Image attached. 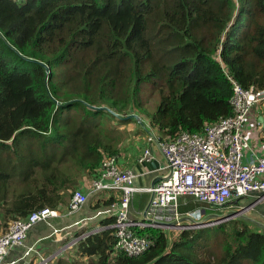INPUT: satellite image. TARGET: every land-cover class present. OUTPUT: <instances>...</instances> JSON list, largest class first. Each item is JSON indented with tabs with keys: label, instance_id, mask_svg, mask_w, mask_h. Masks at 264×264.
Here are the masks:
<instances>
[{
	"label": "trees",
	"instance_id": "16d2710c",
	"mask_svg": "<svg viewBox=\"0 0 264 264\" xmlns=\"http://www.w3.org/2000/svg\"><path fill=\"white\" fill-rule=\"evenodd\" d=\"M228 77L264 89V0H0V230L63 207L118 154L120 129L106 123L130 115L144 86L160 92L151 123L172 139L233 115ZM250 221L172 241L141 229L153 244L137 258L115 253L112 229L77 248L88 264H264V232Z\"/></svg>",
	"mask_w": 264,
	"mask_h": 264
},
{
	"label": "built area",
	"instance_id": "2783aa9c",
	"mask_svg": "<svg viewBox=\"0 0 264 264\" xmlns=\"http://www.w3.org/2000/svg\"><path fill=\"white\" fill-rule=\"evenodd\" d=\"M228 79L233 89L230 100L233 115L206 124L199 133L183 131L167 139L150 119L146 121L138 115L139 119L129 118L135 114L126 117L117 114L119 120H137L145 133V145L135 167L154 164V170L136 174L135 167L125 166L122 156H116L119 153L105 156L92 175L84 177L80 188L72 192L66 214L62 207L56 210L42 208L26 217L12 218L7 227L0 230V264H49L73 250L74 246L78 247L89 236L107 229L113 230L115 253L137 258L153 244L150 238L138 233L141 229L163 230L172 241L173 234L169 233L212 227L228 221V216L216 212L235 207L239 205L236 202L244 198L259 195L252 204L254 206L264 202V156L253 150L248 136L252 112L256 105L264 103V89H246L233 78ZM155 150L164 157V164H156ZM156 172L159 173L156 179L160 180L155 185H142L138 181L140 177ZM100 194L105 195L100 201L112 202L97 209L95 216L75 223V226H85L81 233H76L75 239L61 246L50 261L43 257L33 259L37 245L27 247L25 243L35 226H52L55 219L77 214L91 198ZM137 194H147L149 198L141 217L134 218L131 213ZM189 198L198 206L183 211L191 204ZM241 208L250 212L254 207ZM100 217L103 220L112 218L114 222L98 228L87 225V221ZM22 248H25L24 254L17 255Z\"/></svg>",
	"mask_w": 264,
	"mask_h": 264
},
{
	"label": "rangeland",
	"instance_id": "374dc122",
	"mask_svg": "<svg viewBox=\"0 0 264 264\" xmlns=\"http://www.w3.org/2000/svg\"><path fill=\"white\" fill-rule=\"evenodd\" d=\"M160 99H161V95L158 89L154 88L153 85H146L142 88V92L140 94V99H139V106L134 105L133 107H131L130 114L138 115L139 117L147 121L148 119H150L151 114L156 110L160 102ZM120 121L121 120L114 117V120L107 121L106 124L108 127H114V128L120 129V133H121L120 134L121 142L119 145L120 151L118 152L119 154L116 156H122V159L125 165H126V162H128L129 160L127 164L129 166H133V164L136 163L135 160H137L138 158L137 154L141 153L145 145V134L141 130V126L139 123L132 121V122L122 124ZM138 145H140L141 148L138 149L137 148ZM132 148L137 150L138 152L134 151V153L132 154V150H131ZM153 170L154 168L151 165L137 166L134 169L136 174L150 172ZM158 174L159 173L157 172L150 173L149 175L140 177L138 181L142 185H147L148 178L150 179V181H153L155 179L154 178L155 175L157 176ZM80 186H81V183L78 186L76 185V188L73 191L80 188ZM72 192L67 193L66 204H69ZM145 199H146V195H143V194H137L135 196V200L133 203V210L131 213L132 217L134 218L141 217L140 213L144 212L143 208L146 205L148 197L146 201ZM249 199L251 198H244L240 200L239 205L235 207H227L225 209H222V211H217L216 213L218 215L229 216L231 213H234V212L237 213L238 211H240V209H242L241 206L256 207V208H253L250 212L247 211V212L240 213L243 216H237L236 218H234V216H231V218L224 223L235 221L237 219H242L245 216L250 217V219H254L253 216H257V217L264 219V202L254 206L252 205L254 199H252V201H249ZM12 200H13V197L9 196L8 203H11ZM187 200L191 204L190 206L184 207L183 211H186L187 209L192 208L191 207L192 205H195L191 198ZM93 204H95L96 206L97 202L94 201L93 198H91L89 203L83 209L84 211L82 210L84 215L88 214L90 215V217L95 216L97 211L94 208L95 206L93 207ZM65 205L62 207L63 209H65L68 206V205L66 206ZM3 213H4V207L0 205V220L4 225L5 221L3 220L4 219ZM9 218H13V217L10 216ZM102 220L103 219L100 217V218H95L93 220L87 221L86 223L87 225H91L93 227L98 228L99 226L102 225ZM251 223H252L251 226H253L251 228L254 229L255 231H264V228L263 227L261 228L260 225L258 227L257 224L253 222ZM70 224H71L70 221L57 220L52 223V226H49L47 224H38L37 226H35L29 232L28 240L25 243V246L27 247L32 246L34 244L37 245L36 254L34 255L33 259H39L40 257H43L44 259H48V261L54 259V253H56L59 249H61V246H64L70 241H72L73 239H75V237L77 236L76 233L77 234L81 233L85 227V226L82 227V225H80L79 228L77 227L67 228V227H70L69 226ZM56 230H59V231L56 233L55 232ZM58 234H62V236H57ZM169 234L172 235L173 233H169ZM41 238H45V239L42 242L38 243V240H40ZM24 252H25V248H22L17 253V255L22 256ZM61 260L64 261V264H88V261H89L87 258H84L83 256H81V254L78 252L77 246H74L73 250L65 252L63 253L62 256L52 260L49 264H58V262ZM33 262L35 261L32 260V263Z\"/></svg>",
	"mask_w": 264,
	"mask_h": 264
},
{
	"label": "crops",
	"instance_id": "0c3cea01",
	"mask_svg": "<svg viewBox=\"0 0 264 264\" xmlns=\"http://www.w3.org/2000/svg\"><path fill=\"white\" fill-rule=\"evenodd\" d=\"M141 130L143 131L142 127H141ZM248 136L252 140L251 141V145H252L253 150H255V152L258 155L264 156V103L260 104V105H256L254 110H253V112H252V115L250 117V126H249V134H248ZM137 148L139 149V148H141V146L138 145ZM131 150H132V154L134 153V151H137V150H135L133 148ZM139 154L140 153H138L137 156ZM155 156H156V159H157V163H156L157 165L164 164V157L162 155H160L157 150H155ZM128 162H129V160H128ZM128 162H126L125 166H127V167H135V165H134L135 163L133 164V166H129L127 164ZM151 166H153V168H154L155 165L152 164ZM156 177L157 176L155 175L154 178L156 179ZM155 179L153 181H150V179L148 178L147 186L152 185V183L155 181ZM143 195H146L149 198V195H147V194H143ZM257 196H259V195H252V196L248 197V198H251V199H249V201H252V199H254V201H255ZM104 198H105V195L100 194V195H97V196L93 197V200L96 201L97 204H102L103 205L104 204L103 202H105V201H100V199H104ZM94 206H95V204H93V207ZM254 208H256V207H254ZM189 209H192V208H189ZM62 211H63L64 214H66L67 207L65 209H63ZM83 211L79 212V215L77 213V214H74L72 216L62 217L60 219H55L54 221H57V220H59V221H70L71 222V224L69 225L70 227H67V228H72V227L79 228V226H75L74 224L77 223V222H80L81 220H83L85 218L90 217V215H88V214L84 215ZM247 216H249V215H247ZM243 218L250 219V217H246V216L243 217ZM253 218L254 219H252V221H250V222H253V223L257 224L258 227L260 225L261 228L262 227L264 228V219H262L260 217H257V216H253ZM251 225H252V223H251ZM251 227H253V226H251ZM260 232H263V231H260Z\"/></svg>",
	"mask_w": 264,
	"mask_h": 264
},
{
	"label": "water",
	"instance_id": "95a60500",
	"mask_svg": "<svg viewBox=\"0 0 264 264\" xmlns=\"http://www.w3.org/2000/svg\"><path fill=\"white\" fill-rule=\"evenodd\" d=\"M114 113V112H113ZM114 115L115 116H118L116 113H114ZM132 117H134L135 119H139V117L138 116H136V115H133V116H130L129 118H132ZM119 119H120V117H119ZM160 180V178H157V179H155V181L152 183V186L153 185H155L158 181ZM239 203V201L238 202H236V204H238ZM246 211V208L245 209H242V210H240V211H238L237 213H231L228 217L229 218H231V216H234V218H236L237 216H243L242 214H240V213H242V212H245ZM146 214V213H145ZM250 220V219H249ZM251 221H252V219H251ZM264 232V231H263Z\"/></svg>",
	"mask_w": 264,
	"mask_h": 264
},
{
	"label": "clouds",
	"instance_id": "9594fccd",
	"mask_svg": "<svg viewBox=\"0 0 264 264\" xmlns=\"http://www.w3.org/2000/svg\"><path fill=\"white\" fill-rule=\"evenodd\" d=\"M116 117V116H115ZM117 118V117H116ZM135 120V119H134ZM151 120V119H150ZM136 121V120H135ZM137 122V121H136ZM138 123V122H137ZM89 203V202H88ZM104 207V206H103ZM102 208V207H101ZM97 210V209H96Z\"/></svg>",
	"mask_w": 264,
	"mask_h": 264
},
{
	"label": "flooded vegetation",
	"instance_id": "af4514ba",
	"mask_svg": "<svg viewBox=\"0 0 264 264\" xmlns=\"http://www.w3.org/2000/svg\"><path fill=\"white\" fill-rule=\"evenodd\" d=\"M239 204V203H238Z\"/></svg>",
	"mask_w": 264,
	"mask_h": 264
}]
</instances>
